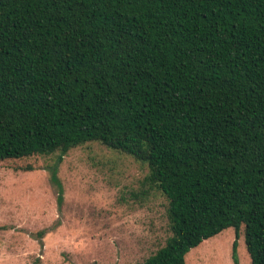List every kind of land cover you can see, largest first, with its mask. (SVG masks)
<instances>
[{"label":"trees","instance_id":"1","mask_svg":"<svg viewBox=\"0 0 264 264\" xmlns=\"http://www.w3.org/2000/svg\"><path fill=\"white\" fill-rule=\"evenodd\" d=\"M93 141L168 200L137 264L243 225L264 264V0H0V161Z\"/></svg>","mask_w":264,"mask_h":264},{"label":"rangeland","instance_id":"2","mask_svg":"<svg viewBox=\"0 0 264 264\" xmlns=\"http://www.w3.org/2000/svg\"><path fill=\"white\" fill-rule=\"evenodd\" d=\"M58 155L0 161V264H137L164 245L168 200L144 183L147 163L96 141ZM244 229L205 239L187 264H237L236 239L252 264Z\"/></svg>","mask_w":264,"mask_h":264}]
</instances>
